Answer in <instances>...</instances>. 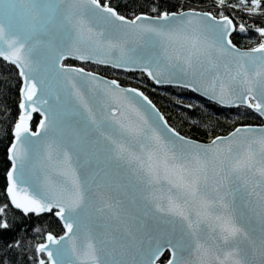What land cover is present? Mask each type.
Segmentation results:
<instances>
[{
    "label": "snow or ice",
    "instance_id": "snow-or-ice-1",
    "mask_svg": "<svg viewBox=\"0 0 264 264\" xmlns=\"http://www.w3.org/2000/svg\"><path fill=\"white\" fill-rule=\"evenodd\" d=\"M215 3L264 17V0ZM152 12L127 19L100 0H0V57L23 78L7 194L25 216L56 209L65 229L34 246L46 255L36 264H156L165 250L167 264H264V126L237 127L202 144L168 127L142 92L62 63L71 57L138 68L156 84H177L264 117V27L253 26L261 43L241 51L230 37L247 32L234 22L242 17ZM15 18L24 24L14 25ZM42 58L75 104L71 139L58 135L54 103L62 97L46 86ZM136 96L150 108L135 107ZM121 100L131 101L128 114L116 116L113 102ZM33 112L44 117L38 131L30 127ZM110 172L126 175L156 228L125 215ZM7 207L0 206V236L13 228ZM93 212L101 220L96 231L89 227ZM26 247L19 237L0 239V264H20Z\"/></svg>",
    "mask_w": 264,
    "mask_h": 264
},
{
    "label": "trees",
    "instance_id": "trees-1",
    "mask_svg": "<svg viewBox=\"0 0 264 264\" xmlns=\"http://www.w3.org/2000/svg\"><path fill=\"white\" fill-rule=\"evenodd\" d=\"M234 3L236 0H228ZM104 5L114 8L120 15L128 19L136 15H156L158 10L180 11L196 9L208 11L219 17V12L225 15L241 18L236 22L244 23L248 29L246 33L235 32L232 41L241 48H254L261 43V37L254 27H264V17L252 16L230 8H218L215 0H100ZM69 65H82L73 61H65ZM84 68L116 79L121 85L140 89L163 112L169 124L181 134L203 142H209L216 136L226 135L240 125L261 124V119L250 109L239 107L225 109L195 95L194 93L177 87H156L143 73H126L108 67L83 64ZM22 79L17 68L0 58V206L8 205L6 218L13 224V228L0 236V239L12 240L22 238L27 241L25 253L21 255L20 264H36L39 258L46 256L34 252V246L45 241L51 233L60 236L64 229L56 218L55 212L36 216H25L13 208L7 195V172L11 168L9 148L14 140V125L20 114ZM40 117L34 116L32 128L35 129ZM23 226V231H21ZM36 229H39L37 231ZM166 253L161 262L165 263Z\"/></svg>",
    "mask_w": 264,
    "mask_h": 264
},
{
    "label": "water",
    "instance_id": "water-1",
    "mask_svg": "<svg viewBox=\"0 0 264 264\" xmlns=\"http://www.w3.org/2000/svg\"><path fill=\"white\" fill-rule=\"evenodd\" d=\"M102 5V4H101ZM189 10V9H188ZM196 10V9H194ZM184 11H187V10H184ZM198 12H208V11H202V10H196ZM117 12V11H116ZM213 14V13H212ZM214 15V14H213ZM219 18V17H217ZM128 19V18H127ZM13 24L14 25H23L24 24V21L23 19L21 18H15L13 20ZM6 27H7V22H6ZM235 32H233L232 36L234 35ZM232 36L230 37V39L232 40ZM232 43L237 47L239 48L241 51H250L251 49L253 48H241L239 47L238 45H236L233 41ZM257 47V46H256ZM255 48V47H254ZM2 58V57H0ZM3 59V58H2ZM43 60V63L46 65V67L44 68V70L42 71L41 75L44 77L45 79V83H46V86L50 89V91L52 93H59L62 97V99L59 101V102H55L54 103V107L56 109V112H57V122H58V135H60L61 137L65 138V139H71L72 136H73V129L75 127V121L78 119L77 115L75 114V104L73 102L72 99H70L66 93V91L63 89V85L62 83L56 78L55 76V72L52 68V65H51V62L50 60H48L47 58H42ZM73 61V62H76V63H79V64H92V65H97V66H100V67H108V68H112L116 71H122V72H126V73H143L144 75H146L148 77V75L145 73V72H142L140 71L138 68L135 69V70H128L126 68H113L111 67L110 65H102V64H94V63H91V62H83V61H80V60H76V59H72L71 57L65 59L62 61V63L65 65V66H71V67H75V68H84L82 65H69V64H65V61ZM9 63V62H8ZM11 64V63H10ZM15 66V65H14ZM16 67V66H15ZM17 68V67H16ZM85 69V72H91L93 73L94 75H96L97 77H101L103 78V80L105 81H112V80H115L121 88L123 89H136L137 92H142L140 89L138 88H135V87H131V86H124V85H121L116 79H113V78H109L107 76H104L100 73H97V72H94V71H91V70H88L86 68ZM17 70L19 71V69L17 68ZM22 79V84H23V78L21 77ZM148 79L150 81H152L154 83V85L156 87H177V88H182V89H186L192 93H194L195 95L201 97L202 99L206 100V101H209L211 103H214V104H217L216 102L214 101H211L209 100L207 97L201 95L200 93L198 92H194L192 91L191 89H188V88H184L182 86H179L177 84H156L150 77H148ZM22 88V87H21ZM143 93V92H142ZM144 96H146L148 98V100L151 101L152 105L155 106V110L158 111L159 115L163 117L164 120L167 121L165 115L163 114V112L159 109V107L145 94L143 93ZM127 95L129 97H132V96H135L136 94L135 93H127ZM21 100H22V92H21ZM131 101H123L121 100L120 101V104H117L115 102H113V112L116 116H120V114L123 112L125 114H128V108H127V105L128 103H130ZM50 103H53L52 101H50ZM134 104L135 107H138L141 109V111H144L145 108H150V106L147 104V101H144L142 97H139V96H136V102H131ZM123 104L124 106L121 107L120 105ZM219 105V104H217ZM220 107L222 108H225V109H237L239 107H225V106H222V105H219ZM47 107V106H45ZM241 107H245V106H241ZM247 108V107H245ZM251 110V109H250ZM253 113H255L253 110H251ZM257 116H259L257 113H255ZM146 115L149 116V119L151 120L152 118V114L150 112L146 113ZM34 116H38L40 117V120H39V123L37 125V127L35 129L32 128V122H33V119H34ZM260 117V116H259ZM261 119V124H257V125H240L238 127H244V126H252V127H262L264 126V117H260ZM44 120V117L40 114V113H37V112H33L32 113V120L30 121V127L32 129V131H38L39 130V124L41 123V121ZM45 123H47V121H44ZM163 123V122H161ZM167 126L174 129L170 124L169 122L167 121ZM237 128V127H236ZM235 128V129H236ZM234 129V130H235ZM176 132H178L176 129H174ZM233 130V131H234ZM232 132V131H231ZM180 133V132H178ZM229 134V133H228ZM228 134L226 135H220V136H227ZM181 136L187 138V139H191L193 141H196V142H199V143H202V144H210L211 141L209 142H203V141H199L197 139H194V138H191V137H188V136H185L183 134L180 133ZM35 139V137L33 138ZM16 143L15 141V136H14V140H13V143L12 145ZM11 145V146H12ZM11 146L9 148V157L11 155ZM86 150V149H85ZM10 160V159H9ZM11 162V167H12V161L10 160ZM88 169L89 171L92 170V166L89 165L88 166ZM11 170V168H10ZM9 170V171H10ZM108 183L111 185V189L112 190H115V193L117 194V197L118 199L122 200L123 201V210L125 212V215L128 216V217H131L133 219L135 218H141V219H144V224H143V228L145 230H149V229H154L157 227L156 223L154 221H152L151 219H147V218H144L143 216V210L141 209L138 201H137V198H136V195H135V192L134 190L132 189L130 183H129V180L128 178L126 177V175H124L123 173H120V172H110L109 174V177H108ZM8 187V186H7ZM8 195V194H7ZM9 197V196H8ZM9 200H10V197H9ZM10 203H11V200H10ZM12 205V204H11ZM13 206V205H12ZM14 208V206H13ZM15 209V208H14ZM20 212H22L21 210L19 209H16ZM53 211L55 212L56 209H53ZM51 212H46V213H41L40 215L38 216H41V215H44V214H49ZM31 214V213H30ZM29 215V214H28ZM35 215V214H34ZM37 216V215H36ZM56 218L60 221V223L62 224L63 226V221H61L57 216ZM101 220L97 217V214L96 213H92V223L89 224V227L93 228L94 231H96L97 229L95 228V225L100 223ZM104 223H112L110 221H107V220H104L103 221ZM257 233L259 232V224L258 222L257 223H253L252 225ZM64 229V227H63ZM110 231V229H109ZM51 234V233H50ZM65 234V229H64V233L60 236H63ZM53 235V234H52ZM55 236V235H53ZM60 236H55L57 238H59ZM47 237V236H46ZM43 243H47V239L45 238V241ZM51 247V246H50ZM166 253H169L168 250H165L163 255L159 257V259L156 261V264H167V261L165 263H162L161 262V259L162 257L166 254ZM170 255V253H169ZM46 256V255H45ZM195 259V257H193Z\"/></svg>",
    "mask_w": 264,
    "mask_h": 264
}]
</instances>
